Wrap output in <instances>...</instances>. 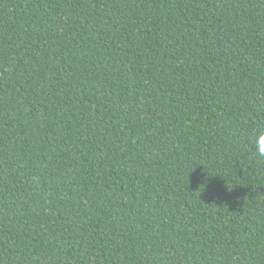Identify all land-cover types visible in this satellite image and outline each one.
<instances>
[{
  "label": "trees",
  "instance_id": "trees-1",
  "mask_svg": "<svg viewBox=\"0 0 264 264\" xmlns=\"http://www.w3.org/2000/svg\"><path fill=\"white\" fill-rule=\"evenodd\" d=\"M264 0H0V264H264Z\"/></svg>",
  "mask_w": 264,
  "mask_h": 264
},
{
  "label": "clouds",
  "instance_id": "clouds-1",
  "mask_svg": "<svg viewBox=\"0 0 264 264\" xmlns=\"http://www.w3.org/2000/svg\"><path fill=\"white\" fill-rule=\"evenodd\" d=\"M257 149H258V152L261 154V155H264V141H262L259 137L257 138Z\"/></svg>",
  "mask_w": 264,
  "mask_h": 264
}]
</instances>
